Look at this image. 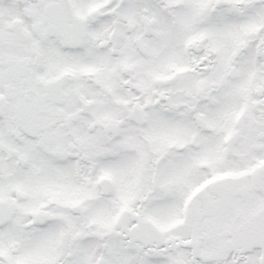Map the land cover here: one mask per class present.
Returning <instances> with one entry per match:
<instances>
[{"label":"snow or ice","instance_id":"1","mask_svg":"<svg viewBox=\"0 0 264 264\" xmlns=\"http://www.w3.org/2000/svg\"><path fill=\"white\" fill-rule=\"evenodd\" d=\"M0 264H264V0H0Z\"/></svg>","mask_w":264,"mask_h":264}]
</instances>
